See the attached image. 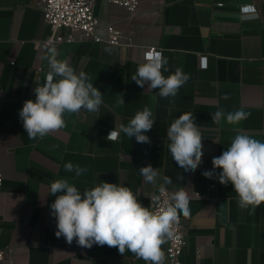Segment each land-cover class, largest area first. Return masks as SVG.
<instances>
[{"label": "crops", "instance_id": "crops-1", "mask_svg": "<svg viewBox=\"0 0 264 264\" xmlns=\"http://www.w3.org/2000/svg\"><path fill=\"white\" fill-rule=\"evenodd\" d=\"M247 5L257 7V19H243L240 10ZM43 7L44 0H0V251L9 252L0 264H146L128 250L121 256L115 247L85 248L75 239L69 245L57 238L50 209L56 196L49 188L56 179H67L81 192L116 183L151 209L163 176L172 179L166 190L183 188L189 197L190 215H180L187 236L184 264H264V203L242 209L232 184L219 183L221 169L212 179L202 175L213 170L212 159L237 134L264 142V0H141L136 13L97 0L101 35L113 25L132 33L133 45L76 41L55 48L57 59L89 76L103 103L96 112L65 113L64 128L29 140L19 111L26 100L35 101L34 88L46 78L52 49L45 45L52 30ZM150 48L167 59L165 77L177 67L190 76L176 96L162 98L159 89L131 80ZM146 106L155 120L145 133L150 143L123 133L107 140ZM221 109L225 114L242 109L250 116L239 125L226 120L217 125L211 115ZM188 112L203 136V162L194 172L180 168L168 148L170 124ZM68 162L87 171L77 177L65 170ZM149 164L160 173L155 184L139 172ZM167 249L168 239L162 245L164 264H169Z\"/></svg>", "mask_w": 264, "mask_h": 264}, {"label": "clouds", "instance_id": "clouds-1", "mask_svg": "<svg viewBox=\"0 0 264 264\" xmlns=\"http://www.w3.org/2000/svg\"><path fill=\"white\" fill-rule=\"evenodd\" d=\"M105 51L111 53L112 49L106 48ZM57 56L56 49L52 48L46 57L49 68L46 78L34 88L35 101L26 100L19 111L29 140L43 139L64 128L65 113H80L82 109L96 112L103 103L102 93L89 76L83 71L77 73ZM167 63L161 52L149 51L145 54V63L137 68L131 80L141 88L147 84L149 90L159 89L162 98L174 97L190 76L177 67L165 77L163 72L168 71ZM223 98L229 99L228 94ZM249 116L250 113L242 109L227 114L221 109L211 115V120L217 125L222 120L239 125ZM154 124L153 112L146 106L136 112L127 126L122 124L119 131L115 128L110 131L107 140L114 141L123 133L129 139L134 137L137 143H150L145 133ZM167 137L172 159L185 172H194L202 164L204 153L203 136L193 113L179 115L170 124ZM212 165L213 170L202 175L212 179L215 169H221L217 177L219 183L232 184L240 208H255L264 203V142L237 134L227 150L212 159ZM64 167L68 172H75L77 177L87 171L71 162ZM139 172L146 183L155 184L160 176L151 164L140 167ZM162 180L159 191L165 193L172 179L163 176ZM49 195L56 196L50 209L56 219L57 238L63 237L69 245L75 239L77 245L85 248L94 244L115 247L121 256L128 250L146 264H164L162 245L173 237V226L178 223L180 215L185 218L190 215L189 197L183 188L173 191L157 211L143 206L130 188L116 183L102 182L81 192L67 179H56L50 184Z\"/></svg>", "mask_w": 264, "mask_h": 264}, {"label": "built area", "instance_id": "built-area-1", "mask_svg": "<svg viewBox=\"0 0 264 264\" xmlns=\"http://www.w3.org/2000/svg\"><path fill=\"white\" fill-rule=\"evenodd\" d=\"M97 0H44L43 18L51 26L52 34L45 41L49 48H57L64 43L76 41H92L95 43L106 42L116 46L130 47L134 42V35L127 34L113 25L106 27V36L101 35V28L95 15ZM106 5L122 7L130 13L140 10L141 0H105ZM243 19L248 17H259L258 9L254 5L243 6L240 10ZM67 30V34L61 33ZM159 51L150 48L146 51ZM145 53V54H146ZM162 53V52H161ZM201 67L207 66V58L200 61ZM4 176L0 172V189L3 187ZM172 192L166 190L151 196V209L157 211L168 200ZM174 235L168 239L167 256L169 264H184L182 257L187 246V236L184 231L183 220L180 217L178 223L173 226ZM9 256L8 251H0V262Z\"/></svg>", "mask_w": 264, "mask_h": 264}]
</instances>
